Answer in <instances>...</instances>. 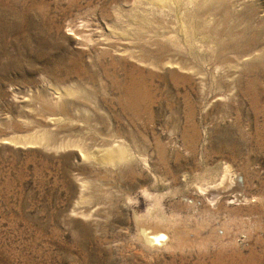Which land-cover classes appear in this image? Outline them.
Listing matches in <instances>:
<instances>
[{
    "label": "rangeland",
    "instance_id": "rangeland-1",
    "mask_svg": "<svg viewBox=\"0 0 264 264\" xmlns=\"http://www.w3.org/2000/svg\"><path fill=\"white\" fill-rule=\"evenodd\" d=\"M0 264H264V0H0Z\"/></svg>",
    "mask_w": 264,
    "mask_h": 264
},
{
    "label": "bare ground",
    "instance_id": "bare-ground-1",
    "mask_svg": "<svg viewBox=\"0 0 264 264\" xmlns=\"http://www.w3.org/2000/svg\"><path fill=\"white\" fill-rule=\"evenodd\" d=\"M192 0H189V2H191ZM37 137V136H36ZM41 137V136H40ZM39 136L37 137L38 139L40 138ZM43 138V137H42ZM24 140V139H23ZM13 141V140H12ZM86 151H88L87 152V156H88V158H96L98 161H100V162H102V163H105V164H111V165H115V166H119V165H121V164H124V163H126V162H128L132 157H133V153L131 152V150L129 149V147L126 145V144H123V143H118V144H116V143H114V144H111L110 146H108V147H104V148H102L101 149V154H99L98 153V151L96 152V151H92V150H89V149H87ZM86 153V152H85ZM230 166H227L226 168H225V172H226V174L224 175V180H223V182H222V184H224L225 183V181H226V179L229 177V179H230V176H231V174H232V172L230 171ZM234 181H237L238 183L240 182V178L239 177H237V175H236V177H234ZM229 182H231V180L229 181ZM88 183L89 182H85L84 183V185H83V188H86L87 186H88ZM232 183V182H231ZM237 183V184H238ZM227 185V184H226ZM201 190H203V192L205 193V194H209L207 191V189H205V188H203L202 186H201ZM152 214H154L153 213V211H152V209H150L149 210V213H148V215L149 216H151ZM157 218H159V220H160V224L162 225V223H161V221L164 219L163 218V216H160V217H157ZM140 221V220H139ZM163 222V221H162ZM159 223H158V225H160ZM143 225V224H142ZM148 228L150 227V225L149 226H147ZM148 228H146V229H148ZM156 228V227H155ZM154 228V229H155ZM150 229H151V227H150ZM149 230V229H148ZM152 230V229H151ZM150 231V230H149ZM153 232V231H152ZM156 232V231H155ZM151 233V232H150ZM150 233H148V235L150 234ZM141 236V235H140ZM158 239V238H157ZM151 244V243H150ZM149 245V244H148Z\"/></svg>",
    "mask_w": 264,
    "mask_h": 264
}]
</instances>
